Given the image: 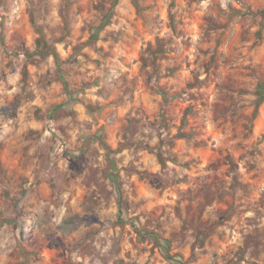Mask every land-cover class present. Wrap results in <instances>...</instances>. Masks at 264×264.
<instances>
[{"label":"rangeland","instance_id":"374dc122","mask_svg":"<svg viewBox=\"0 0 264 264\" xmlns=\"http://www.w3.org/2000/svg\"><path fill=\"white\" fill-rule=\"evenodd\" d=\"M0 264H264V0H0Z\"/></svg>","mask_w":264,"mask_h":264}]
</instances>
